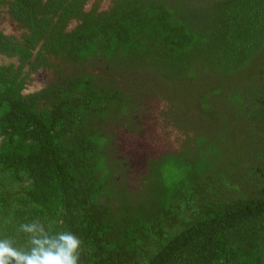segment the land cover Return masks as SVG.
<instances>
[{"label":"trees","instance_id":"16d2710c","mask_svg":"<svg viewBox=\"0 0 264 264\" xmlns=\"http://www.w3.org/2000/svg\"><path fill=\"white\" fill-rule=\"evenodd\" d=\"M86 2L0 0L21 30L0 28V239L26 249L38 219L80 237L81 264H264V0ZM142 66L232 77L239 128L150 158L133 195L104 126L160 93ZM41 67L54 81L25 92Z\"/></svg>","mask_w":264,"mask_h":264},{"label":"rangeland","instance_id":"374dc122","mask_svg":"<svg viewBox=\"0 0 264 264\" xmlns=\"http://www.w3.org/2000/svg\"><path fill=\"white\" fill-rule=\"evenodd\" d=\"M96 2L98 3L99 11L107 9L112 4V0H87L85 9H90ZM74 25L75 22L72 21L69 27ZM0 28L5 33L15 36H19L21 32L20 28L8 18L5 9L2 7L0 8ZM94 48L92 49L93 51ZM51 60L54 59L52 58ZM0 62H7V59L0 55ZM96 66L97 61L89 66V69L97 72L99 70ZM142 67V79L147 81H143L144 90L160 92L156 94L148 93L146 98H144L145 102L139 105L142 108L150 107L149 117L155 126L145 137L148 149L151 150L148 151L150 155H154L156 158L157 153L162 152L163 148L170 151L180 148L184 149L185 146L186 149L194 148V146H199L200 138L205 139V147L208 150H210L208 148L209 144H211L212 150L221 149L227 139H233L235 133H238L237 108L230 103L231 94H224L225 87L231 84L232 77H223L202 69L196 72L188 70L187 73L185 72L186 74L184 73L177 77L173 71L165 75L161 68L157 69L158 67L155 68V66H152L153 68ZM70 69L73 68L71 67ZM55 77L54 68L41 67L37 72L31 74V79L25 92L48 86L54 81ZM234 78L236 79L235 76ZM160 94L168 96L170 100H166ZM167 112L172 113V117L175 118L176 123L181 128L172 124ZM104 127L109 129L107 124ZM224 138L226 139L225 143ZM116 139L114 138V146L117 145ZM183 143L184 145H182ZM115 150L118 152L116 147ZM221 153L224 152L222 151ZM104 163L107 166L112 164L114 167L115 165L117 169L118 167L120 169L121 166L118 162H113L112 160ZM136 167L134 165L133 168L135 169ZM134 169L129 174L124 172L115 174L120 176L117 180L124 181L127 184L130 194L133 195L146 191L149 165L147 164L145 168H138L136 171L138 175L132 174ZM153 179V177L150 179L151 184Z\"/></svg>","mask_w":264,"mask_h":264},{"label":"clouds","instance_id":"9594fccd","mask_svg":"<svg viewBox=\"0 0 264 264\" xmlns=\"http://www.w3.org/2000/svg\"><path fill=\"white\" fill-rule=\"evenodd\" d=\"M40 220L22 223L18 231L27 237L26 249L11 239H0V264H81L83 241L71 231H51Z\"/></svg>","mask_w":264,"mask_h":264},{"label":"flooded vegetation","instance_id":"af4514ba","mask_svg":"<svg viewBox=\"0 0 264 264\" xmlns=\"http://www.w3.org/2000/svg\"><path fill=\"white\" fill-rule=\"evenodd\" d=\"M150 108V107H149ZM149 108L138 107L136 114L131 115L133 118L132 121L122 117L120 121L116 124H108V128L113 132V137L117 138V145L114 146L115 142H112V145L117 148L118 152L115 150V156L120 160L124 173L133 171L134 165L137 166L134 169L133 175L136 174L138 168L147 167L148 157L155 158L154 155H150L148 151V145L145 142V137L147 133H150L154 126V123L149 117ZM166 114V113H165ZM163 114V115H165ZM163 145V144H162ZM163 148L162 152L157 153V156L168 152ZM156 156V157H157ZM120 176H116L118 179Z\"/></svg>","mask_w":264,"mask_h":264}]
</instances>
